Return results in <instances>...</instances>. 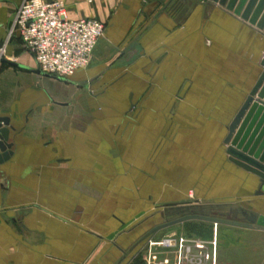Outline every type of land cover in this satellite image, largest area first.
<instances>
[{
    "label": "crops",
    "instance_id": "obj_1",
    "mask_svg": "<svg viewBox=\"0 0 264 264\" xmlns=\"http://www.w3.org/2000/svg\"><path fill=\"white\" fill-rule=\"evenodd\" d=\"M22 1L0 0L2 59L27 68L0 63V264H127L189 199L264 215L258 179L223 144L261 73L254 26L197 0H64L104 34L62 83L9 35Z\"/></svg>",
    "mask_w": 264,
    "mask_h": 264
},
{
    "label": "built area",
    "instance_id": "obj_2",
    "mask_svg": "<svg viewBox=\"0 0 264 264\" xmlns=\"http://www.w3.org/2000/svg\"><path fill=\"white\" fill-rule=\"evenodd\" d=\"M15 33L37 69L68 79L90 65L104 34V23L93 18L68 19L64 0H23L9 29V35ZM3 53L2 48L0 58ZM165 247L164 241L148 239L142 255L144 264H219L216 235L209 241L179 236L172 250Z\"/></svg>",
    "mask_w": 264,
    "mask_h": 264
},
{
    "label": "water",
    "instance_id": "obj_3",
    "mask_svg": "<svg viewBox=\"0 0 264 264\" xmlns=\"http://www.w3.org/2000/svg\"><path fill=\"white\" fill-rule=\"evenodd\" d=\"M161 1V0H160ZM209 2L224 8L226 11L239 17L241 20L254 26L264 36V0H197ZM0 63L19 69L25 66L0 58ZM261 73L250 89L243 104L227 127L224 138L225 154L230 163L243 171L255 176L259 186L257 196H264V55L260 61ZM35 73L41 74L39 69ZM9 119L0 117V165L8 161L12 155V145L8 143ZM184 206L180 209H188ZM199 211L187 214L176 219L166 217L164 223L153 227L142 240L168 227L190 221L199 220L214 225H226L242 229L264 232V215L250 211L234 210L235 214L241 212L244 221L211 217L203 211L204 206L198 205Z\"/></svg>",
    "mask_w": 264,
    "mask_h": 264
},
{
    "label": "rangeland",
    "instance_id": "obj_4",
    "mask_svg": "<svg viewBox=\"0 0 264 264\" xmlns=\"http://www.w3.org/2000/svg\"><path fill=\"white\" fill-rule=\"evenodd\" d=\"M5 53H3V57ZM63 82L69 79H60ZM198 205L203 203L193 201L189 199L186 206H192L193 211L197 210ZM205 206V205H203ZM208 206V205H206ZM235 206H217V207H204V211L211 217H217L222 219L236 220L233 217H227L220 215L227 213L230 209H235ZM209 209V210H208ZM174 212V211H173ZM220 212V213H219ZM172 213V212H168ZM166 218L160 219L158 224L164 223ZM238 221H243L237 219ZM154 220H152L153 222ZM146 223H150L151 220L146 219ZM149 226V225H148ZM169 231V233H167ZM157 234V233H155ZM151 235L142 240L145 234H142L136 241L135 250L133 249V259L127 264H144L142 255L144 253V247L148 239L160 242L164 241L166 251L172 250L174 243L179 236H184L189 239H200L203 241H209L216 235L217 240V260L219 264H264V232L242 229L238 227L226 226V225H214L209 222L190 220L172 226L158 232L157 235ZM155 235V236H154ZM162 249V250H164ZM136 258V260H134Z\"/></svg>",
    "mask_w": 264,
    "mask_h": 264
},
{
    "label": "flooded vegetation",
    "instance_id": "obj_5",
    "mask_svg": "<svg viewBox=\"0 0 264 264\" xmlns=\"http://www.w3.org/2000/svg\"><path fill=\"white\" fill-rule=\"evenodd\" d=\"M193 210H194L193 208L180 209V210H177V211H174V212L170 213L169 216H167V217L172 220V219H176V218H179V217L187 215V214H193V213H197L198 212V211L195 212ZM197 210H199V208H197ZM233 211H234V209H230L227 213H225V214L221 213L220 215H225L227 217H233L236 220L237 219H241L243 221L245 220V217L242 215L241 212H238V214H235Z\"/></svg>",
    "mask_w": 264,
    "mask_h": 264
},
{
    "label": "trees",
    "instance_id": "obj_6",
    "mask_svg": "<svg viewBox=\"0 0 264 264\" xmlns=\"http://www.w3.org/2000/svg\"><path fill=\"white\" fill-rule=\"evenodd\" d=\"M134 260H136V258H135ZM134 263H136V261H135ZM134 263H133V264H134Z\"/></svg>",
    "mask_w": 264,
    "mask_h": 264
},
{
    "label": "bare ground",
    "instance_id": "obj_7",
    "mask_svg": "<svg viewBox=\"0 0 264 264\" xmlns=\"http://www.w3.org/2000/svg\"><path fill=\"white\" fill-rule=\"evenodd\" d=\"M205 208H203V211H204Z\"/></svg>",
    "mask_w": 264,
    "mask_h": 264
}]
</instances>
